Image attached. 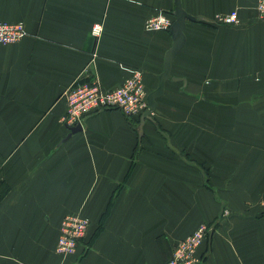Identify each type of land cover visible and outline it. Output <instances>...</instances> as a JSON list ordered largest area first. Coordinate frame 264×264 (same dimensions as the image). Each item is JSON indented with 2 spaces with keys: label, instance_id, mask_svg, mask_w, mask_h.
Instances as JSON below:
<instances>
[{
  "label": "crops",
  "instance_id": "0c3cea01",
  "mask_svg": "<svg viewBox=\"0 0 264 264\" xmlns=\"http://www.w3.org/2000/svg\"><path fill=\"white\" fill-rule=\"evenodd\" d=\"M185 45L143 124L122 111L63 124L84 76L159 86L174 0H0L25 35L0 44V264H167L212 226L202 264H264V19L257 0H182ZM237 11L235 25L219 17ZM101 23L100 37L91 34ZM77 127V126H76ZM89 219L85 255L56 253L61 221ZM89 244V245H90Z\"/></svg>",
  "mask_w": 264,
  "mask_h": 264
},
{
  "label": "built area",
  "instance_id": "2783aa9c",
  "mask_svg": "<svg viewBox=\"0 0 264 264\" xmlns=\"http://www.w3.org/2000/svg\"><path fill=\"white\" fill-rule=\"evenodd\" d=\"M256 10L264 19V0H257ZM175 17L173 14L160 13L149 18L145 28L149 31H170ZM239 21L237 11L219 17L223 25H235ZM103 32L101 23L92 27L91 34L100 37ZM23 22L0 21V44L8 45L19 42L25 35ZM67 111L62 122L67 127L83 126L86 119L106 110H120L127 117L139 119L148 109V96L140 74L127 79L116 89H104L97 78L84 76L75 81L65 92ZM90 221L80 214L66 216L60 227L57 252L67 256L74 254L87 236ZM212 229L206 225L198 227L193 233L180 240L174 247L172 257L167 264H202L199 254L201 246L209 237Z\"/></svg>",
  "mask_w": 264,
  "mask_h": 264
},
{
  "label": "water",
  "instance_id": "95a60500",
  "mask_svg": "<svg viewBox=\"0 0 264 264\" xmlns=\"http://www.w3.org/2000/svg\"><path fill=\"white\" fill-rule=\"evenodd\" d=\"M175 9L173 15L175 17V21L170 29V33L173 38V45L171 49L167 52L165 57L164 71L159 77V86L158 88L149 94L148 96V109L141 116V124L139 129V134L142 135L143 132V124L147 119H151V114L157 108V99H159L165 91V84L168 80H180L177 78H173L172 71V63L174 59L181 53L184 45H185V27L187 21L199 22L202 19L200 17H193L190 15L182 5V0H174ZM82 127L77 126L70 129L71 133L68 138L78 131H81Z\"/></svg>",
  "mask_w": 264,
  "mask_h": 264
},
{
  "label": "rangeland",
  "instance_id": "374dc122",
  "mask_svg": "<svg viewBox=\"0 0 264 264\" xmlns=\"http://www.w3.org/2000/svg\"><path fill=\"white\" fill-rule=\"evenodd\" d=\"M75 215H77V214H75ZM65 218V217H64ZM63 218V219H64ZM63 219H62V221H63ZM89 220V219H88ZM62 221H61V223H62ZM202 225H206V226H208V227H210V228H212V226L210 225H207V224H202ZM202 225H200V226H202ZM199 226V227H200ZM60 227H61V224H60ZM90 227V226H89ZM59 232H60V228H59ZM89 232V231H88ZM59 236H60V233H59ZM87 236H88V234H87ZM87 236L82 240V243H81V245L79 246V248L77 249V251L74 253V254H72V255H67V256H63V255H60L58 252H57V246H56V253L58 254V256H60L62 259H68L69 257H72V256H77V255H85L86 253H87V251L89 250V248L91 247V244L90 243H87V241H86V238H87ZM59 241V240H58ZM58 243V242H57ZM90 244V245H89Z\"/></svg>",
  "mask_w": 264,
  "mask_h": 264
}]
</instances>
